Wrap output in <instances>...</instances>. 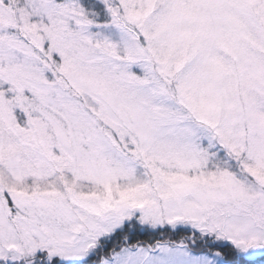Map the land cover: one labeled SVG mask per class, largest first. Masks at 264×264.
Listing matches in <instances>:
<instances>
[{
	"label": "snow or ice",
	"instance_id": "6c2138e0",
	"mask_svg": "<svg viewBox=\"0 0 264 264\" xmlns=\"http://www.w3.org/2000/svg\"><path fill=\"white\" fill-rule=\"evenodd\" d=\"M0 264H264V0H0Z\"/></svg>",
	"mask_w": 264,
	"mask_h": 264
}]
</instances>
